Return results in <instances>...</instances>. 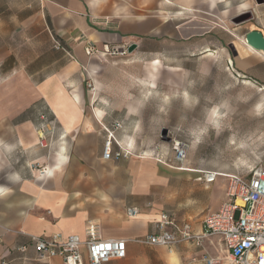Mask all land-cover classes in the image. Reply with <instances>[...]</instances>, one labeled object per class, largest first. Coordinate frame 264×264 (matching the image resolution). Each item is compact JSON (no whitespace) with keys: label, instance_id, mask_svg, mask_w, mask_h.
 <instances>
[{"label":"crops","instance_id":"0c3cea01","mask_svg":"<svg viewBox=\"0 0 264 264\" xmlns=\"http://www.w3.org/2000/svg\"><path fill=\"white\" fill-rule=\"evenodd\" d=\"M224 2L230 0H39L54 42L41 71L51 72L37 83L31 102L15 112L10 110V82L3 89L9 111L2 110L0 117H25L18 123L0 124V264H64L59 257L38 260L30 237L62 233L77 234L84 240L89 223L97 225L102 238L127 241L126 257L105 264H204L198 260L204 252L224 255L219 237L206 238L202 246L181 242L172 248L135 240L155 232L154 221L164 212L202 232L206 214L218 211L227 198L225 174L229 173L220 171L221 181L207 183L203 171L211 169L192 167L187 160L179 162L174 152L169 156L165 146L156 147L158 157L140 151L124 119L112 117L107 105L95 107L97 96L87 105L86 93L79 89L83 82L76 75L88 62L85 49L89 44L123 49L154 41L171 35L172 21L179 22L178 31L198 32L208 28L199 21L203 14L215 15ZM189 12L195 17L188 23L182 21ZM54 38L60 47L55 46ZM7 55L5 52L3 58ZM30 107L43 118L53 115L63 123L62 139L71 156L65 151L44 153L39 146L43 136L51 134L52 140L58 130L50 125L37 127L28 116ZM115 120H124L125 130L118 136L124 145L132 146L133 154L105 160L103 125ZM36 163H48L49 171L32 168ZM68 165L71 171L66 172ZM130 207H138L139 215L129 216ZM24 244L27 252L16 250Z\"/></svg>","mask_w":264,"mask_h":264},{"label":"rangeland","instance_id":"374dc122","mask_svg":"<svg viewBox=\"0 0 264 264\" xmlns=\"http://www.w3.org/2000/svg\"><path fill=\"white\" fill-rule=\"evenodd\" d=\"M218 7V14H203L199 21L208 28L198 32L178 31L179 22L172 21L170 36L137 43L133 51L96 47L76 72L83 82L78 87L87 105L97 96L95 107L107 105L112 117L124 119L140 151L151 157H158L155 149L162 145L172 158V140L181 139L190 145V166L249 175L252 168L264 167V55L251 51L245 40L251 30L264 33V0H230ZM194 17L189 12L182 21ZM53 44L39 0H0V112L9 111L3 93L7 81L13 89L11 112L31 102L37 83L51 72L41 66L48 64ZM5 52L10 55L3 58ZM27 113L37 127L58 130L53 142L45 134L44 145L39 144L46 155L65 151L71 156L58 118H43L33 107ZM24 117H0V124Z\"/></svg>","mask_w":264,"mask_h":264},{"label":"built area","instance_id":"2783aa9c","mask_svg":"<svg viewBox=\"0 0 264 264\" xmlns=\"http://www.w3.org/2000/svg\"><path fill=\"white\" fill-rule=\"evenodd\" d=\"M54 40L55 46L60 47L59 40L56 38ZM104 47L109 49L108 45ZM128 47H124L123 50ZM85 50L88 55H93L97 48L89 44ZM125 127L124 120H115L109 126L103 125L105 132L103 159H119L133 154L132 146L124 145L118 136V132L124 131ZM44 143L43 136L41 144ZM189 146L185 140H172V149L177 161L183 163L187 160ZM221 173L223 172L204 170L203 179L207 183H212ZM226 183L227 198L218 211L206 214L202 232H195L190 222L179 221L173 214L164 212L154 221L155 232L135 240L143 244L172 248L181 242L202 246L206 238L219 237L224 245L226 257L231 256L233 263L264 264V167L252 168L249 175L229 173L226 176ZM139 213L138 207L127 209L129 216H137ZM30 240L40 261L59 257L64 264H105L112 259L125 258L127 255L125 239L100 237L94 223H89L87 238L84 240L77 234L62 233H55L52 236L32 235ZM27 249V244L16 247L21 253L27 252ZM221 256V254L209 256L204 252L198 260L204 264H223L224 259ZM194 260H197V257Z\"/></svg>","mask_w":264,"mask_h":264},{"label":"water","instance_id":"95a60500","mask_svg":"<svg viewBox=\"0 0 264 264\" xmlns=\"http://www.w3.org/2000/svg\"><path fill=\"white\" fill-rule=\"evenodd\" d=\"M247 42L255 48H260L264 50V34L259 30H251L246 34ZM137 47V44H132L129 47L130 51H133ZM167 135V130L162 133V136Z\"/></svg>","mask_w":264,"mask_h":264},{"label":"bare ground","instance_id":"6f19581e","mask_svg":"<svg viewBox=\"0 0 264 264\" xmlns=\"http://www.w3.org/2000/svg\"><path fill=\"white\" fill-rule=\"evenodd\" d=\"M245 43H246V45H247V47L251 50V51H254L255 53H257V54H261V55H264V50L263 49H260V48H255V47H253L252 45H250L248 42H247V39L245 40ZM155 63H159V61L157 60V61H155ZM246 121V120H245ZM249 121V120H248ZM247 121V122H248ZM244 126V125H243ZM46 171H49V169H47L46 167H44L43 169H41L40 170V172H46ZM47 173H49V172H47ZM221 175V174H220ZM228 174H225V177L227 176ZM43 176V175H42ZM224 250V249H223ZM225 251V250H224ZM222 258H224L223 256H221ZM227 258V257H226ZM230 262H231V264L233 263V260H232V257L231 256H229L228 258H227ZM227 264H230V263H227Z\"/></svg>","mask_w":264,"mask_h":264}]
</instances>
